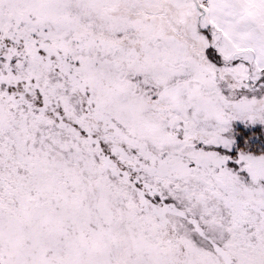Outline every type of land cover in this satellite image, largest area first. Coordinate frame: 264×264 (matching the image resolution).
<instances>
[{"label":"snow or ice","instance_id":"snow-or-ice-1","mask_svg":"<svg viewBox=\"0 0 264 264\" xmlns=\"http://www.w3.org/2000/svg\"><path fill=\"white\" fill-rule=\"evenodd\" d=\"M0 264H264V0H0Z\"/></svg>","mask_w":264,"mask_h":264}]
</instances>
